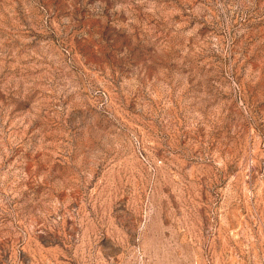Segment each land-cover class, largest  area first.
<instances>
[{"label":"rangeland","instance_id":"374dc122","mask_svg":"<svg viewBox=\"0 0 264 264\" xmlns=\"http://www.w3.org/2000/svg\"><path fill=\"white\" fill-rule=\"evenodd\" d=\"M0 264H264V0H0Z\"/></svg>","mask_w":264,"mask_h":264}]
</instances>
